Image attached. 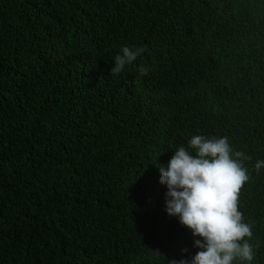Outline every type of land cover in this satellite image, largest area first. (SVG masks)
Masks as SVG:
<instances>
[{"label":"trees","instance_id":"trees-1","mask_svg":"<svg viewBox=\"0 0 264 264\" xmlns=\"http://www.w3.org/2000/svg\"><path fill=\"white\" fill-rule=\"evenodd\" d=\"M123 46L146 51L112 76ZM194 134L251 157L264 264V0H0V264L194 256L158 169Z\"/></svg>","mask_w":264,"mask_h":264},{"label":"clouds","instance_id":"clouds-1","mask_svg":"<svg viewBox=\"0 0 264 264\" xmlns=\"http://www.w3.org/2000/svg\"><path fill=\"white\" fill-rule=\"evenodd\" d=\"M145 51L144 46H123L110 75L119 76ZM148 74V68L140 67L137 78ZM247 160L251 157L234 151L227 136L194 134L186 146L175 149L167 165L158 167L159 182L167 188L166 213L178 217L198 237L193 246L200 249L191 258L172 259L169 264H233L236 260L252 264L256 255L250 243L252 225L244 222L238 208L240 189L250 179ZM254 169L257 173L264 169V160H257Z\"/></svg>","mask_w":264,"mask_h":264}]
</instances>
